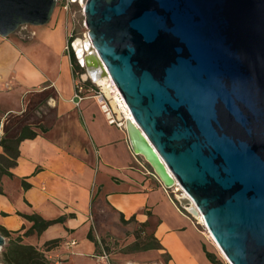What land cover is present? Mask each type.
Segmentation results:
<instances>
[{"label":"water","instance_id":"obj_1","mask_svg":"<svg viewBox=\"0 0 264 264\" xmlns=\"http://www.w3.org/2000/svg\"><path fill=\"white\" fill-rule=\"evenodd\" d=\"M56 8L0 0V36ZM85 15L91 41L75 56L87 81L117 86L133 153L180 184V207L203 215L230 264H264V0H88Z\"/></svg>","mask_w":264,"mask_h":264},{"label":"crops","instance_id":"obj_2","mask_svg":"<svg viewBox=\"0 0 264 264\" xmlns=\"http://www.w3.org/2000/svg\"><path fill=\"white\" fill-rule=\"evenodd\" d=\"M66 42L62 13L46 26H24L8 38L0 36V142L5 124L27 112L30 97L52 94L44 97L46 111L40 108L52 119L30 125L37 137L20 144L17 165L10 170L13 177L1 179L0 227L42 251L47 242L60 240L61 245L48 252L53 256H64L63 243L76 240L71 256L51 264H111L97 261L102 245L90 239L93 205L103 203L124 222L134 218L152 226L161 246L155 250L168 257L166 264H213L206 254L212 251L205 233L155 173L149 174L152 168L145 160L133 153L125 127L110 124L90 93L81 102L74 98L76 82L88 81L75 73ZM22 181L30 187L25 189ZM35 213L46 220H64L41 235L23 237L32 223L19 214Z\"/></svg>","mask_w":264,"mask_h":264},{"label":"rangeland","instance_id":"obj_3","mask_svg":"<svg viewBox=\"0 0 264 264\" xmlns=\"http://www.w3.org/2000/svg\"><path fill=\"white\" fill-rule=\"evenodd\" d=\"M74 10L76 14L75 20L77 24L81 26L84 20V16L79 10L78 4H75ZM58 14L61 15L60 11H55V17ZM62 17L65 19V15H63V13ZM103 91L105 92L104 88ZM47 95L52 94L50 92H46L30 97V103L27 112H25L23 115H15L9 118V124H5V126L9 128L10 136H15L18 133L19 128L22 124L33 125L41 122L43 118H48L49 120L52 119L51 114H49L48 112L46 114H48L49 116H45L46 114L43 115V112L46 111V109L44 108V105H46V100H44V97H46ZM107 98L109 99L113 108H115V110L118 112L120 118H122L124 116L122 112L126 113L125 110L121 109L119 105L113 104V97L107 96ZM41 107H43V110L45 111H42L40 109ZM31 127L32 129L34 128L33 126ZM3 131L5 133V128ZM1 155L2 153H0V168L7 169L8 163L3 158H1ZM93 220L94 238L97 244L102 245V248H104V250L111 256V264L167 263L168 257L166 255H160V251L155 249H146L148 247H158V244L154 239L152 226L141 225L135 221L124 222L122 218L119 217L111 208H109L103 203L97 202L93 205ZM199 220L201 221L200 218ZM199 229L203 231L200 226ZM205 236L207 245L212 251V253L216 256L217 260L222 264H230L222 253V251L220 250V248L218 247V245L216 244V242L214 241V239L211 237V235L209 237V235L205 233ZM34 243L36 242L34 241ZM3 251L4 248L0 250L1 264H3Z\"/></svg>","mask_w":264,"mask_h":264},{"label":"trees","instance_id":"obj_4","mask_svg":"<svg viewBox=\"0 0 264 264\" xmlns=\"http://www.w3.org/2000/svg\"><path fill=\"white\" fill-rule=\"evenodd\" d=\"M71 59L75 73H77L79 76L83 75L85 73V69L81 67V65L78 63L74 51H72L71 53ZM87 85L93 86V83L88 81L86 83V86ZM9 131V128L6 127L5 135L0 142V147L3 148V154L1 155V158H3L8 163L7 169L0 168V194H3L1 178L3 176L13 177V174L10 172V169L14 168L17 165L20 144L26 139H34L38 135L30 125L23 124L20 126L19 131L15 136H10ZM22 185L25 189H28L30 187V185L24 181H22ZM177 204L179 205L178 202ZM185 213L189 215L186 211ZM19 215L26 221L32 223V227L25 231L23 237H30L35 234L41 235L51 226L62 223L64 220L63 218H59L56 220H46L36 213L31 215ZM122 220L124 221V218H122ZM134 220V218L131 219V221ZM0 234L5 238L9 239V244L4 247L3 251V264H51L50 261L47 259V253L51 249L61 245L60 240L49 241L44 245V250L42 251L36 248L35 246L24 244L22 236L12 238L11 233L3 227H0ZM90 239L94 242L96 241L93 234L90 235ZM146 249H161V246L158 245L157 248L148 247ZM206 254L208 259L213 264H222L211 252L206 251Z\"/></svg>","mask_w":264,"mask_h":264},{"label":"built area","instance_id":"obj_5","mask_svg":"<svg viewBox=\"0 0 264 264\" xmlns=\"http://www.w3.org/2000/svg\"><path fill=\"white\" fill-rule=\"evenodd\" d=\"M83 1H84V5H80L79 1L73 2L72 0H56L57 2L56 11H60L61 13H63V15H65V23L67 29V42L65 46V52L69 56H71L72 51H74L73 44L76 40L89 39L91 41V37L89 34L90 32L86 23V15H85V5L88 0H83ZM75 4H78L79 10L82 12V15L84 16V20L81 26H79L75 20V15H76L74 10ZM86 93H90V95L93 98L97 99L110 124L117 125L119 127H125L123 118L126 117V113L122 112L124 116L120 118V120L116 119L114 108L110 103L109 99L107 98L106 93L103 91V88L102 87L99 88V86L95 84H93V86H91L90 88H87L86 85L81 80H78L76 82L74 98L78 102H81L82 100L85 99ZM119 96L121 97L120 99L123 98L121 94ZM148 171H150L149 174L153 173L151 169H148ZM170 191L172 192L173 196H176L181 193L186 194L184 189L180 186L178 182L176 183L174 188H172ZM196 221L199 224V226L203 229V232H205L210 237L211 234L207 228V225L205 223H202L200 220H196ZM76 245H77L76 240L69 239L63 243V246L67 251L64 256L62 257L53 256L47 253V259L50 262H55V261L56 263L62 262L72 255V249ZM96 259L98 262H109L110 256L104 250V248H102V254L100 256H97Z\"/></svg>","mask_w":264,"mask_h":264},{"label":"bare ground","instance_id":"obj_6","mask_svg":"<svg viewBox=\"0 0 264 264\" xmlns=\"http://www.w3.org/2000/svg\"><path fill=\"white\" fill-rule=\"evenodd\" d=\"M98 84H99V86H101V87L104 88V90H105V92H106V94H107L108 97H113L114 98L113 104L119 105L121 109H124L125 110V112L127 114L126 117H132V114H131V112H130V110H129L127 104H126V102L123 100V98L120 99L121 98L119 96L120 95V92H119L117 86L115 85V83L113 82L112 79H103ZM113 93H114V95H113ZM198 216H199L198 218L201 219V222L202 223H205L204 217L202 216V214H199ZM211 237H212V235H211Z\"/></svg>","mask_w":264,"mask_h":264}]
</instances>
